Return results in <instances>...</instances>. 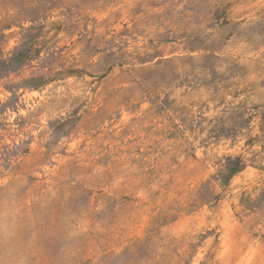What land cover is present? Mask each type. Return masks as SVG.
<instances>
[{"label": "rangeland", "instance_id": "rangeland-1", "mask_svg": "<svg viewBox=\"0 0 264 264\" xmlns=\"http://www.w3.org/2000/svg\"><path fill=\"white\" fill-rule=\"evenodd\" d=\"M0 264H264V0H0Z\"/></svg>", "mask_w": 264, "mask_h": 264}]
</instances>
